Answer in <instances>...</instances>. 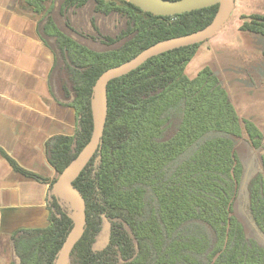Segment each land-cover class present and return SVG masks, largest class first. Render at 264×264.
Instances as JSON below:
<instances>
[{
  "label": "trees",
  "instance_id": "16d2710c",
  "mask_svg": "<svg viewBox=\"0 0 264 264\" xmlns=\"http://www.w3.org/2000/svg\"><path fill=\"white\" fill-rule=\"evenodd\" d=\"M46 1L21 0L20 7L41 16L38 33L53 50L52 73H65L63 94L77 115L73 136H55L45 145L58 176L91 137V99L98 77L159 41L205 28L218 5L162 17L122 0H62L59 21L79 36L74 37L61 29L54 3L45 7ZM89 1L94 15L123 20L119 35L103 36L94 17L89 20L94 37L81 28L80 33L73 30L66 14ZM246 18L239 31L264 39V15ZM87 39L108 49L95 50L85 44ZM201 44L153 57L108 83L100 151L73 182L85 201L86 225L67 264H264V248L247 235L233 210L243 172L236 143L245 132L258 147L264 132L240 120L209 67L194 78L185 74ZM261 54L264 58V48ZM261 166L247 184V197L252 222L264 236V158ZM48 208L47 227L22 228L11 235V264H54L72 228L73 211L66 200L53 196ZM103 215L110 222L109 241L94 251L104 237Z\"/></svg>",
  "mask_w": 264,
  "mask_h": 264
},
{
  "label": "crops",
  "instance_id": "0c3cea01",
  "mask_svg": "<svg viewBox=\"0 0 264 264\" xmlns=\"http://www.w3.org/2000/svg\"><path fill=\"white\" fill-rule=\"evenodd\" d=\"M20 4L0 0V264L12 263L16 230L49 225V187L57 174L45 145L55 136H73L77 125L75 110L55 91L53 50Z\"/></svg>",
  "mask_w": 264,
  "mask_h": 264
},
{
  "label": "rangeland",
  "instance_id": "374dc122",
  "mask_svg": "<svg viewBox=\"0 0 264 264\" xmlns=\"http://www.w3.org/2000/svg\"><path fill=\"white\" fill-rule=\"evenodd\" d=\"M61 2L62 0H48L44 6L48 7L54 3L55 17L61 29L74 37H79L65 29L60 23L58 8ZM20 9L27 16L40 22L41 16L33 14L26 6H22ZM253 14L264 15V0H235V6L228 21L213 37L199 46L195 56L187 64L185 74L189 78H194L204 67H209L217 73L240 120L251 121L263 133L264 80L260 73H264V58L260 49L264 46L257 38L239 31L242 23L247 21L246 17ZM66 17L70 20V26L74 31L80 33L79 29L81 28L88 37H94L96 34L89 23L90 18L93 17L95 18V26L98 27L103 36L114 38L120 34L124 27V22L120 18L112 16L105 18L98 14L94 15L91 1L81 9L69 10ZM84 42L98 51L108 49L104 44L94 43L90 39ZM123 42L124 40L118 41L110 48H117ZM53 73L57 75L55 78L57 95L69 102L71 99L63 97L61 88L62 84L68 86L65 73L61 69ZM235 149L243 172L233 205L234 215L243 224L247 235L255 239L264 248V236L252 222L247 197V184L261 166L259 153L250 144L245 132H243V139L236 143ZM60 200L65 201V198Z\"/></svg>",
  "mask_w": 264,
  "mask_h": 264
},
{
  "label": "water",
  "instance_id": "95a60500",
  "mask_svg": "<svg viewBox=\"0 0 264 264\" xmlns=\"http://www.w3.org/2000/svg\"><path fill=\"white\" fill-rule=\"evenodd\" d=\"M131 3L143 12L154 16H174L218 5L212 21L203 29L184 36L159 41L137 54L131 60L104 71L93 86L91 111L93 128L88 143L78 155L56 177L49 191V197L64 199L72 208V228L57 253L54 264H67V259L84 233L86 225L85 201L73 182L100 151L105 128L108 103L107 85L110 81L125 76L140 67L147 60L166 52L200 44L213 37L228 21L235 6V0H122ZM104 237L97 242L94 251L103 249L109 241L110 222L102 216Z\"/></svg>",
  "mask_w": 264,
  "mask_h": 264
},
{
  "label": "flooded vegetation",
  "instance_id": "af4514ba",
  "mask_svg": "<svg viewBox=\"0 0 264 264\" xmlns=\"http://www.w3.org/2000/svg\"><path fill=\"white\" fill-rule=\"evenodd\" d=\"M261 43H263L264 46V39L260 40ZM263 49V48H262ZM261 52V49H260ZM262 55V54H261ZM261 78L264 80V73H260ZM251 144V143H250ZM252 145V144H251ZM253 146V145H252ZM254 147V146H253ZM254 149H256V152L259 153V159H260V163H262V158H264V139L260 142V145L258 147H254ZM260 168H262V166H260Z\"/></svg>",
  "mask_w": 264,
  "mask_h": 264
}]
</instances>
